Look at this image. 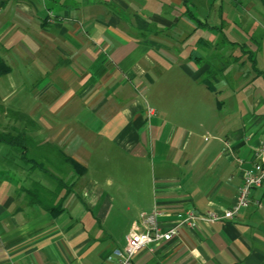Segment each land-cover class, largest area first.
<instances>
[{"label": "crops", "instance_id": "obj_1", "mask_svg": "<svg viewBox=\"0 0 264 264\" xmlns=\"http://www.w3.org/2000/svg\"><path fill=\"white\" fill-rule=\"evenodd\" d=\"M0 49L4 112L29 115L37 148L52 143L85 167L49 212L27 190L57 181L10 163L11 145L0 152V264H110L144 228L140 213L159 210L165 229L234 202L264 140V0H0ZM28 77L38 102L9 106V84ZM107 148L118 149L116 175L103 170ZM130 157L136 172L123 173ZM251 196L258 205L183 225L132 264H264V183Z\"/></svg>", "mask_w": 264, "mask_h": 264}, {"label": "built area", "instance_id": "obj_2", "mask_svg": "<svg viewBox=\"0 0 264 264\" xmlns=\"http://www.w3.org/2000/svg\"><path fill=\"white\" fill-rule=\"evenodd\" d=\"M255 158L249 167L243 170L242 181L237 188L234 202L223 210L207 209L198 212L192 209L187 212L176 225L168 228H161L157 222L160 211L155 209L151 212L140 213V219L144 228L142 230L130 229L125 235V244L122 247L114 248L108 256L110 264H132L134 256L149 243H161L168 241L180 233L183 225L195 226L197 221L205 220L212 223L219 220L232 219L240 211L247 208L252 202L259 204L258 200L252 199L251 192L254 188L264 183V140L255 149ZM238 163L244 159L237 158Z\"/></svg>", "mask_w": 264, "mask_h": 264}, {"label": "trees", "instance_id": "obj_3", "mask_svg": "<svg viewBox=\"0 0 264 264\" xmlns=\"http://www.w3.org/2000/svg\"><path fill=\"white\" fill-rule=\"evenodd\" d=\"M9 66L0 57V74H5L9 70ZM0 108L3 109L4 105L0 101ZM19 118L29 124L32 128L35 126V121L27 114L20 111H13ZM0 142L7 143L12 147L23 152L22 157L29 161L31 166H37L48 172L58 183V188L55 191L46 189L39 183H36L32 188L27 190V196L30 203H37L46 211L57 212L61 210V199H59L60 190L68 186V182L64 181L61 177L50 171L40 157L46 159L50 163L56 165L69 164L75 170V173H83L85 171L84 165L67 155L61 148L52 143H46L43 147L37 148V141L27 132V130H16V133L0 132ZM33 148V149H32ZM33 150L29 155V151Z\"/></svg>", "mask_w": 264, "mask_h": 264}, {"label": "rangeland", "instance_id": "obj_4", "mask_svg": "<svg viewBox=\"0 0 264 264\" xmlns=\"http://www.w3.org/2000/svg\"><path fill=\"white\" fill-rule=\"evenodd\" d=\"M1 52L3 53V51L0 49V54H2ZM15 62H16V66H17V67L14 66L16 68L15 71H18V73L22 72L21 60L17 59ZM7 77H8V75H1L0 80L4 82L7 80ZM28 80H29V77H28ZM9 85L11 87V92H12L11 94L13 95L10 99V105L9 106H11V104L15 105V103H17V102L18 103H24L25 102V103H31V104L38 102L37 100H35V99L33 100L30 97V94L33 93V90L35 88V85H33L30 82V80L27 81V80L23 79L22 83L21 82L20 83L17 82L16 84L10 83ZM24 97L25 98L27 97L29 99H23ZM4 111H5L4 109L0 108V132L16 133L17 129L18 130H22V129L27 130V128H31L29 126V124H27L24 121V119L19 118L15 113H12L9 110L7 112H4ZM14 149H16V148H14ZM14 149H12V150H14ZM4 151H5V154H8L10 152V147L8 146V144L1 143L0 144V152H4ZM16 151L18 152V154L14 153V152H13V154H9L10 156L8 158V161L10 163H17V164H22V165H24V164L31 165L28 163L29 161H26L22 156L20 157L18 149H16ZM3 154H1V155H3ZM31 154H32V150L29 151V155H31ZM118 155L119 154H118L117 148H113V149L107 148V150L104 154V158H103V166H104L103 170L106 174H108V175H116L117 174V172L119 170L118 169V165H119L118 160L120 159V157ZM0 159H2V158L0 157ZM42 161H43L44 165L50 171H52L53 173H55L59 177H62V179L66 182H68L70 180L71 175L76 170L73 167H71L69 164L56 165L54 163H50L46 159H42ZM91 161H92L90 164L91 167L95 165V162H97L99 165H101L98 152L96 155L92 156ZM126 162H127V164H125V167H128V169H121L122 172L123 173L136 172V169L133 168V164L135 163V165H136V161L135 162L132 161V157H130L129 161H127V159H126ZM149 167H150V165L146 164L144 161H142V160L138 161L139 173H146L147 170L149 171ZM36 174L38 175V177L41 176V171L35 170L32 173V175H36ZM38 177H36V179H39ZM44 184H46V183H44Z\"/></svg>", "mask_w": 264, "mask_h": 264}]
</instances>
